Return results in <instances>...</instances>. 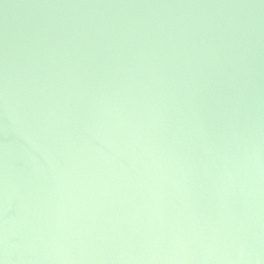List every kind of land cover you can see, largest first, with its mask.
Segmentation results:
<instances>
[{"label": "water", "instance_id": "obj_1", "mask_svg": "<svg viewBox=\"0 0 264 264\" xmlns=\"http://www.w3.org/2000/svg\"><path fill=\"white\" fill-rule=\"evenodd\" d=\"M0 264H264V0H0Z\"/></svg>", "mask_w": 264, "mask_h": 264}]
</instances>
